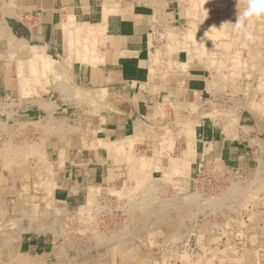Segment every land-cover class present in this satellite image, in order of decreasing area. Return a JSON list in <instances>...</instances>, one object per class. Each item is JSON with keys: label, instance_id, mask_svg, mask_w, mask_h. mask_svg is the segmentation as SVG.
Segmentation results:
<instances>
[{"label": "crops", "instance_id": "0c3cea01", "mask_svg": "<svg viewBox=\"0 0 264 264\" xmlns=\"http://www.w3.org/2000/svg\"><path fill=\"white\" fill-rule=\"evenodd\" d=\"M160 3L0 0V109L12 114L28 145L41 147L56 185L48 193L42 191L53 205L48 220L32 219L14 238L0 237V257L9 264H142L145 252L172 246L173 221L160 222L145 239L134 233L127 238L133 246L124 249L109 246L110 236L95 229L98 202L113 206L125 200L129 159L143 152L148 158L157 154L152 148L161 146L159 136L171 130L181 132V156L171 162L187 164L191 176L207 166L220 176L227 169L248 168L256 149L264 146V97L249 96L246 107L239 109L232 101L237 86L251 94L250 89L257 88L254 78L260 75L250 71L253 63L240 62L245 68V77H240L239 71L233 73L228 59L232 55L207 56L226 44L201 40L211 17L200 1L194 19L200 34L196 51L177 43L181 49L171 57L158 58L155 29L160 33L191 21L179 1ZM85 44L91 54H84ZM35 60L39 68L52 67L53 72L47 70V92L39 87L34 96L48 101L29 107L25 101L30 96L22 94L28 91L23 92L19 82L35 80ZM40 155L34 163L41 162ZM26 176L22 172L15 186H25ZM15 191L9 174L0 172V205H8ZM30 205L35 204L29 196L21 210H30ZM110 218L104 220L108 228ZM247 221L248 231L264 228V209ZM63 227L73 230L65 233ZM90 256L93 262L88 263ZM167 260L164 264H174Z\"/></svg>", "mask_w": 264, "mask_h": 264}, {"label": "rangeland", "instance_id": "374dc122", "mask_svg": "<svg viewBox=\"0 0 264 264\" xmlns=\"http://www.w3.org/2000/svg\"><path fill=\"white\" fill-rule=\"evenodd\" d=\"M155 1L162 3L171 0ZM175 1H179L181 7L185 8L191 21L176 28L168 27L166 31L160 33L155 29L153 39L157 57H171V52L181 49L177 47V43H181L179 46H183L191 53L192 49L196 51L200 34L194 19H197L200 1L206 10V15L211 17L201 40L212 46L215 42L226 44L222 47L219 45L221 52L215 54L211 50L207 56L220 54L227 59L232 55L228 59L236 71L233 73L236 74L239 71L240 77H245V68L239 64L241 61L246 63L248 59L253 63L250 71L254 72V75H260L254 78L257 88L250 89V91L253 90L252 94L249 91L243 92L241 85L237 86L235 90L237 98L232 101L239 109L246 107L249 96L261 94L264 97V18H257L250 22L248 30L252 35L249 38L235 30L231 24L237 21V0H207L206 3H204L205 0ZM245 3L246 0H241V7ZM186 33L194 37L189 40ZM206 33L212 39L207 37ZM92 45L93 43L90 48L94 52L97 42H94L93 47ZM85 46L88 47V44ZM174 47L177 49H172ZM80 53L78 51L79 56ZM84 54H91L88 48L84 49ZM34 64L35 80L19 82L22 86L21 90L28 91L22 94L30 96V100L25 101L31 103L29 107L35 106L33 104L37 101H48L34 99V96L39 95V87L47 92L46 87L51 86L47 70L50 73L53 72L52 67L39 68L36 60ZM43 78L45 83H41ZM258 78H261L259 82H257ZM12 105L9 102V108ZM15 106L17 103L14 104ZM11 118L10 112L5 114V111L0 109V172L9 174V184L16 189L15 193L10 195L8 205L4 203H2L3 206L0 205V237L5 234L14 238L15 233L23 228L24 223L28 225L30 221L32 224V219L39 217H42L43 221L50 218L53 205L42 191L48 193L56 185L53 184V179L49 178V169L52 170L53 167L46 160L43 161L44 157L40 155L41 147L35 148L36 146L28 145L27 138L22 137V128L15 126ZM180 133L174 131L173 135L171 130L163 132L162 136H159V139L163 141L161 146L152 148L158 151L157 154L154 153L148 158L143 152L136 158L129 159L127 162L129 175L125 178L124 186L127 193L122 197L125 200L121 202V205L116 203L113 206L98 202L95 211L98 217L95 220L96 231L99 234L103 232L107 238L110 236L109 246L124 249L133 246V243L127 242L128 237H132L135 233L138 235L136 237L141 236L145 239L151 229L165 219H169L175 226L172 246L169 245V250L161 247L155 253L145 252L142 264H164L168 261L167 259L174 264H264V228L256 227L258 231L253 232L248 231L247 228V224H250L247 218L252 213L264 209V146L261 145L256 149L254 159L248 168L223 171L217 177L216 188L214 190L209 188L203 192L200 190L197 178L191 176L190 169L186 170L187 164L175 160L171 162V158L176 159L181 156V148L177 144V139L181 138ZM165 140H168V143ZM22 143L25 145H21ZM38 155L42 158L41 162L34 163L32 159ZM22 172L27 175L24 177L27 183L23 186L27 190L22 186H15L17 180H22L20 177ZM37 177H40V180H37ZM27 192L35 205H33L34 208L30 205V210H21L24 202L26 204V200L29 199V196L26 197L27 194H25ZM165 201H168V204H165ZM118 204L120 207H117ZM108 215L111 216L109 220L112 224L109 228L104 222L105 216ZM150 225L151 227L147 228ZM73 228L63 227L65 233L68 229L72 231ZM0 245L2 246V243ZM166 256L167 259H165ZM91 262H93L92 257L88 260V263ZM0 264H9V262L6 258L0 257Z\"/></svg>", "mask_w": 264, "mask_h": 264}, {"label": "clouds", "instance_id": "9594fccd", "mask_svg": "<svg viewBox=\"0 0 264 264\" xmlns=\"http://www.w3.org/2000/svg\"><path fill=\"white\" fill-rule=\"evenodd\" d=\"M257 18H264V0H246L243 7H241V0H237V21L229 23L235 30L250 38L252 34L248 30V26L252 20ZM205 35L212 39L208 33Z\"/></svg>", "mask_w": 264, "mask_h": 264}, {"label": "built area", "instance_id": "2783aa9c", "mask_svg": "<svg viewBox=\"0 0 264 264\" xmlns=\"http://www.w3.org/2000/svg\"><path fill=\"white\" fill-rule=\"evenodd\" d=\"M217 172L216 168H212L211 166L201 167L199 171H197L195 177L199 182L200 190L206 192L209 188L212 190L216 188L218 183L217 177L219 176Z\"/></svg>", "mask_w": 264, "mask_h": 264}, {"label": "bare ground", "instance_id": "6f19581e", "mask_svg": "<svg viewBox=\"0 0 264 264\" xmlns=\"http://www.w3.org/2000/svg\"><path fill=\"white\" fill-rule=\"evenodd\" d=\"M206 2H207V0L204 1V3H206ZM195 3H197V2H195ZM195 3H194V5H195ZM81 31H82V30H81ZM89 32H90V31H89ZM100 32H101V31H100ZM90 33H92V32H90ZM186 35H187V36H186L187 39H189V38H193V37H194V36L191 35L190 33H186ZM206 38H207V37H206ZM206 38H205V39H206ZM78 39H79V38H78ZM189 40H190V39H189ZM193 40H195V38H194ZM70 41H71V40H70ZM79 41H80V40H79ZM84 42H86V41H84ZM93 45H94V42H93ZM93 45H92V47H93ZM95 45H96V44H95ZM86 47H87V46H85L84 49H86ZM87 48H88V47H87ZM89 52H90V51H89ZM92 52H93V51H92ZM93 53H94V52H93ZM37 56L39 57V55H37ZM41 57H42V55H41ZM36 59H37V58H36ZM39 60H40V59H39ZM45 64H46V63H45ZM49 66H50V65H49ZM32 68H34V67H32ZM41 68H42V67H41ZM43 71H44V70H43ZM42 73H44V72H42ZM226 101H227V100H226ZM153 129H154V128H153ZM153 129H152V130H153ZM9 145H10V144H9ZM15 148H16V147H15ZM14 152H15V151H14ZM150 161H151V160H150ZM151 164H152V163H151ZM134 165H135V164H134ZM137 165H138V164H137ZM151 166H152V165H151ZM139 167H140V166H139ZM141 167H142V166H141ZM145 167H146V166H145ZM141 169H142V168H141ZM143 169H144V168H143ZM145 169H146V168H145ZM145 169H144V170H145ZM135 170H136V169H135ZM147 192H148V191H147ZM126 193H127V192H126ZM180 193H181V192H180ZM112 194H113V193H112ZM119 194H120V192H119ZM198 195H199V194H198ZM188 196H189V195H188ZM193 197H195V196H193ZM195 198H196V197H195ZM183 200H184V199H183ZM164 203H165V204H168V201H165ZM42 221H43V220H42ZM45 222H46V221H45ZM47 223H48V222H47ZM28 226H29V225H28ZM55 229H56V228H55Z\"/></svg>", "mask_w": 264, "mask_h": 264}]
</instances>
